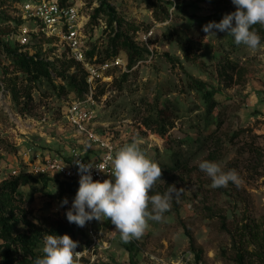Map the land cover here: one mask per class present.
Here are the masks:
<instances>
[{
  "label": "rangeland",
  "instance_id": "obj_1",
  "mask_svg": "<svg viewBox=\"0 0 264 264\" xmlns=\"http://www.w3.org/2000/svg\"><path fill=\"white\" fill-rule=\"evenodd\" d=\"M18 1L0 0V180L22 173L23 149L65 155L77 146L88 157L99 155L92 140L76 134L63 118L65 101L61 97L70 93L65 80L40 78L32 85L30 112L24 116L16 112L11 83L14 77L18 85L28 81L14 69L4 45H11V20ZM155 1L167 5V18H154L150 5ZM65 3L89 16L84 33L88 45L93 43L100 55L118 23L121 33L132 39L136 31H152L147 50L134 63L142 61L134 64L125 77L119 76L114 85L104 87V96L97 94L95 116L87 129L109 138L115 145L114 152L133 141L139 143L146 156L162 168L161 180L150 195L163 194L169 185L182 191L161 221L149 220L146 233L129 243L121 240L110 219L102 217L101 221L95 219L94 227L102 242L99 248L90 247L85 226L69 223L65 215L77 189H65L60 194L56 179L38 178L18 187L26 218L44 231L58 222L71 226L72 231L63 234L78 242L76 251L82 252L85 264H235L234 241L239 250L253 247L239 239L238 227L249 224L250 228L264 230V132L260 120L264 35H260L261 47L256 51L236 45L225 32L214 29L215 35L206 36L203 25L219 22L236 10L231 0ZM96 8L99 11L93 18ZM186 42L198 49L191 54V61H186L180 50ZM225 58L237 64L227 79L217 71ZM62 61L52 64L63 70ZM76 71L74 67L64 70L65 74ZM192 78L205 83L204 88L191 87ZM206 91L216 101L211 112H207ZM204 159L218 163L224 171L235 169L239 185L230 182L227 187L213 188L211 179L198 167ZM176 161L179 164L174 167ZM64 198L68 203L62 205ZM206 207H212L211 212ZM218 213L224 215L228 227L235 229L234 237L221 229ZM15 232H26V226L19 223ZM189 234L196 241L194 250L189 246ZM240 236L243 238V234ZM43 243L42 236L33 246L39 256L43 255Z\"/></svg>",
  "mask_w": 264,
  "mask_h": 264
},
{
  "label": "clouds",
  "instance_id": "obj_2",
  "mask_svg": "<svg viewBox=\"0 0 264 264\" xmlns=\"http://www.w3.org/2000/svg\"><path fill=\"white\" fill-rule=\"evenodd\" d=\"M231 3L235 6L234 12L225 14L219 22L206 23L202 30L206 36L215 35L214 29L225 32L234 38L236 45L256 51L261 47V36L255 26L264 28V0H231ZM74 163L79 173V187L71 208L65 213L67 221L84 227L93 219H110L125 243L140 239L149 227V220L161 221L164 213L171 209L173 199L182 191L169 185L163 194L150 195L156 182L161 180L162 168L146 156L136 141L114 153L109 152L103 163L90 160L85 164L78 159ZM106 167L111 171L106 172ZM198 167L211 179L213 188L227 187L230 182L240 183L235 169L224 171L218 163L206 159L201 160ZM92 169L110 174L111 178L93 180ZM61 203L67 204V198ZM43 241V255L37 257L34 264H79L82 252L76 251L78 242L69 235L45 233Z\"/></svg>",
  "mask_w": 264,
  "mask_h": 264
},
{
  "label": "built area",
  "instance_id": "obj_3",
  "mask_svg": "<svg viewBox=\"0 0 264 264\" xmlns=\"http://www.w3.org/2000/svg\"><path fill=\"white\" fill-rule=\"evenodd\" d=\"M12 16L11 45L16 47L17 53L28 56L39 55L48 62L72 60L79 63L85 71L86 89L81 95L75 96L69 93L61 97V101H65L63 118L76 131V134H83L92 140L99 153L97 158L88 157L77 146L65 155L63 153H42L31 148L23 149L21 153L24 165L22 173L78 183L79 173L74 160L78 159L85 164L90 160L103 163L106 155L109 152L114 153L115 149V145L109 138L100 137L87 129V124L93 121L95 116L94 106L96 97L99 96L97 95L99 89L112 85L114 79L124 72H130L135 67L134 64L142 60L138 59L129 67L127 57L123 52L103 59H98L96 55L87 56L89 46L84 28L89 16L82 15L80 9L74 5L61 4L58 0H20L16 2ZM135 33L137 36L132 39L135 44L139 47H147L152 31H145L142 34L136 31ZM51 74L57 78L52 70ZM104 94L100 95L104 96ZM260 120L263 127L262 132H264V103ZM64 164L66 166L59 170ZM105 171L110 172V167H106ZM91 175L93 180L103 181L111 178L110 174L102 173L97 169H92ZM94 227L95 219L85 224L90 247L99 248L102 241Z\"/></svg>",
  "mask_w": 264,
  "mask_h": 264
},
{
  "label": "trees",
  "instance_id": "obj_4",
  "mask_svg": "<svg viewBox=\"0 0 264 264\" xmlns=\"http://www.w3.org/2000/svg\"><path fill=\"white\" fill-rule=\"evenodd\" d=\"M59 3H65L66 0H58ZM159 2V1H158ZM158 2H152L151 7L153 8V16L155 19L161 20L168 17L167 5H161ZM99 8L94 9L92 15L95 18V15L98 13ZM116 25L112 29V33L108 37L107 45L104 48V54L100 55L94 49V44L88 45L89 51L87 56L96 55L98 59H103L110 56H117L120 53H125L127 57L128 66L133 65L134 61L137 58L142 57L143 50H147L143 47H139L135 42L127 35H124L119 30ZM132 27V26H131ZM259 35H264V28H261L259 25L255 26ZM136 29V27L134 28ZM92 41V40H91ZM88 44V43H87ZM6 54L11 57L12 64L14 69L20 71L23 75L26 76L28 81L25 85H18L14 77L12 85L10 87V93L12 100L16 106V112L21 116L27 115L30 110V103H32V88L33 84L44 77L49 80L54 81V77L51 74V70L54 72L56 77L62 80H65L66 84L69 86L68 92L73 93V95H81V93L86 89L85 84V71L79 63H75L72 60L62 61L64 66L63 70H59L53 66V62L45 61L40 58L39 55L28 56L26 54L17 53L16 47L9 44H5ZM180 50L182 51L183 58L186 61H191V54H195L198 49L194 44L186 42L180 45ZM65 62V63H64ZM74 67L77 69L76 72L65 74L64 70ZM237 67V64L230 59H221L217 66L218 74L223 76L224 79L228 78V73L233 72ZM128 72L122 73L121 78L125 77ZM193 80V86L203 89L205 83L198 79ZM116 82V79L113 80L112 85ZM103 88L100 93H103ZM60 90L64 93L65 89L60 86ZM66 93V92H65ZM205 101L207 102V112H211L215 105L216 101L212 98L209 91L205 92ZM179 162L176 161L174 167L178 166ZM38 178L48 179L46 177H37L28 174H18L12 175L7 179L0 180V264H34V260L37 257V253L34 252L33 246L36 243V240L39 237L48 234L60 235L66 232H71L72 227L69 225L62 224L58 222L54 226H50L47 230H42L37 228L33 223H31L26 218V213L23 210L22 204L24 200L22 199L20 193L18 192V187L24 184L31 182H36ZM58 182V191L63 193L65 189L72 190L78 189L79 184L74 182ZM153 190V189H152ZM152 190L150 193H152ZM209 212L211 208L206 207ZM218 218L220 219L221 229L230 234L231 237H234V230L227 226L224 215L218 213ZM19 223H23L26 226V232H15V226ZM240 230V235L243 234V238L239 235V239H244L249 244H253V247L248 250H239V247H236L235 241L232 245L234 249L233 261L235 264H264V230L259 231L257 228H250L249 224H243L238 227ZM189 246L192 250L195 249L196 241L192 234L188 235ZM82 258V257H81ZM80 258L79 264H85V261Z\"/></svg>",
  "mask_w": 264,
  "mask_h": 264
}]
</instances>
